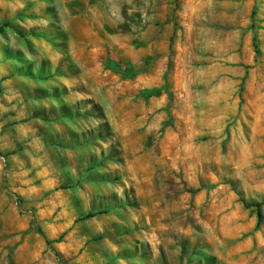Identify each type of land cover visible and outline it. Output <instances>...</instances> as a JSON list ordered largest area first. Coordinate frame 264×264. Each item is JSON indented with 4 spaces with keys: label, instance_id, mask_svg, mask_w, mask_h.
Returning <instances> with one entry per match:
<instances>
[{
    "label": "rangeland",
    "instance_id": "1",
    "mask_svg": "<svg viewBox=\"0 0 264 264\" xmlns=\"http://www.w3.org/2000/svg\"><path fill=\"white\" fill-rule=\"evenodd\" d=\"M2 1L0 198L61 264H264V0H148L151 87L128 0Z\"/></svg>",
    "mask_w": 264,
    "mask_h": 264
},
{
    "label": "crops",
    "instance_id": "2",
    "mask_svg": "<svg viewBox=\"0 0 264 264\" xmlns=\"http://www.w3.org/2000/svg\"><path fill=\"white\" fill-rule=\"evenodd\" d=\"M90 1L93 5V3L102 4V1L104 0H64V3L69 4L70 6L75 4L74 6L76 7V10L80 12L78 6L83 4L88 5ZM140 2L141 4L139 8H137L136 0H128L129 5L134 7V10L139 9L142 13L141 21L139 23L140 31L139 34L135 35L133 41L138 39L140 42L146 44V46L141 49V52H143L142 58L147 60L153 56H162L163 51L158 49L157 42H152L148 37L146 19L148 0H140ZM159 3H161V1H156V6ZM2 4L3 1L0 0V7ZM97 10H99V7ZM142 28L145 30L143 31ZM157 38H162V35ZM163 59V56L159 59L157 58L153 64L152 59L150 60L148 68H146V71L141 74L142 79L146 81L145 86L151 87L161 83L166 71V69L163 68ZM130 63L132 64L134 61L131 59ZM52 236L53 234L50 224L41 221L34 222V216L32 214L20 213L19 202L12 201L8 196H1L0 264H61L60 260L54 256L53 251L49 246L50 238ZM57 246L58 247H55L57 248L55 250H58V252L60 249L63 250L61 244Z\"/></svg>",
    "mask_w": 264,
    "mask_h": 264
},
{
    "label": "trees",
    "instance_id": "3",
    "mask_svg": "<svg viewBox=\"0 0 264 264\" xmlns=\"http://www.w3.org/2000/svg\"><path fill=\"white\" fill-rule=\"evenodd\" d=\"M10 22H4L3 24H0V34H2L6 27L10 26ZM123 72L129 74L130 76H134L136 74V72H133L132 71V67L130 65H127L123 68ZM161 89H155V90H148V93H151V92H154V91H157V92H160ZM246 206L249 207V206H256L257 207V210H258V213H259V223H260V220H261V206H262V203L261 202H252V203H246ZM101 213H106V211H99V212H96V213H88L87 215L83 216L81 219L84 220V219H88V218H91V217H94L98 214H101Z\"/></svg>",
    "mask_w": 264,
    "mask_h": 264
}]
</instances>
